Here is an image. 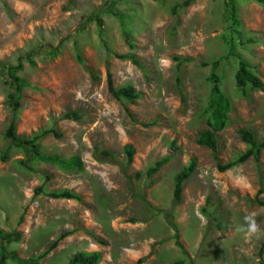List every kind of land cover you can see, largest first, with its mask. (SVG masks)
Returning <instances> with one entry per match:
<instances>
[{
	"label": "rangeland",
	"instance_id": "374dc122",
	"mask_svg": "<svg viewBox=\"0 0 264 264\" xmlns=\"http://www.w3.org/2000/svg\"><path fill=\"white\" fill-rule=\"evenodd\" d=\"M183 1L0 0V230L20 234L0 241V264H31L67 231L40 264H67L81 252L106 256L100 264H261L264 238L249 240L237 229L251 213L264 229V209L251 202L260 178L264 188V151L259 164L250 158L220 173L195 138L206 129L208 75L217 61L220 89L231 103L227 126L216 133L219 162L246 150L238 129L262 139L264 91L247 88L243 95L234 75L241 59L264 84V6L257 0H192L182 8ZM125 55L140 66L118 58ZM175 58L188 60L177 68ZM19 64L17 76L30 87L14 110L6 75ZM106 70L115 88L132 87L141 98L133 104L112 98ZM73 111L80 122L62 118ZM11 121L22 138L50 129L61 133L39 141L40 151L79 157L82 173L62 172L11 144L4 137ZM127 144L135 149L131 165L122 151ZM105 151L113 157L103 158ZM166 155L171 161L147 177ZM193 158L195 172L175 205L173 178ZM63 190L81 201L47 196Z\"/></svg>",
	"mask_w": 264,
	"mask_h": 264
},
{
	"label": "trees",
	"instance_id": "16d2710c",
	"mask_svg": "<svg viewBox=\"0 0 264 264\" xmlns=\"http://www.w3.org/2000/svg\"><path fill=\"white\" fill-rule=\"evenodd\" d=\"M192 0H184L181 3V7H187L190 5ZM257 3L264 6V0H257ZM177 8L172 10L173 13L176 12ZM234 11V8L231 7V12ZM231 17L235 20V15L232 14ZM99 24V23H98ZM232 49V45H231ZM78 61L83 63V60L80 55L77 56ZM118 58L128 60L135 64L136 66H140L139 62L136 60L134 55H125L118 56ZM179 61L177 64V68H180L188 59L179 60V58H175ZM29 61V60H28ZM206 66V64H203ZM218 66V62H214L211 65V72L208 75V81L212 84L211 87V98L205 108L206 114V129L200 131L195 138V143L198 146L204 147L208 149L211 153L212 158L216 163V169L218 172L222 173L232 168L244 164L248 159L253 158L254 161L259 164V156L261 152L264 151V128H263V137L261 140H258L255 134L247 128H240L237 130L238 136L241 142L245 145L246 150L240 154L235 160L231 162H227L222 164L218 160L219 154V146L216 133L222 131L227 126L228 122V114L231 111V103L225 97L220 89V78L215 73V70ZM21 70L20 64L16 67H8L7 68V78L10 82V85L13 88V92L9 95V102L11 107L14 110H17L21 106L22 99V90L24 88H29L30 85L23 81L17 73ZM88 74L92 81H98V75L91 69L86 68ZM235 85L236 87L245 95V91L247 88L252 90L264 91L263 82L256 76L253 68L247 64L245 61L239 59L237 63V70L234 75ZM106 87L109 95L114 98L116 101L122 102L123 100L133 104L136 100L141 98L140 94L136 93L132 87H121L115 88L113 84V79L109 70H106ZM124 112L133 120L132 114L129 110L123 106ZM63 119L71 120L74 122L81 121V115L78 112H68L64 116ZM48 135H53L56 138H61L62 134L57 132L55 129H50L47 131H43L40 134H35L30 138H22L16 136L15 134V123L11 121L9 127L5 131V139L13 145L24 146L25 148H29L33 153L34 157L37 160L42 161L45 164H51L54 167H57L62 172L72 173L79 175L83 171V165L79 157L73 156L67 160L61 158L57 155H49L40 151L39 149V141H41L44 137ZM123 154L125 156V161L127 165H131L133 162V156L135 154V149L132 145L127 144L122 148ZM103 158H112V154L110 152H102ZM172 157L170 155H166L160 160H157L151 167L146 170V176L151 177L155 173L159 171L160 168L165 166L171 161ZM197 166L196 159H191L189 164L182 168L173 178V189H172V199L175 205H179L181 203L182 191L184 187V183L191 177V175L195 172ZM140 176V174H136ZM153 181L150 182V185H153ZM42 193V187L36 190V193ZM264 194L263 188V180L259 179L258 190L256 192L255 197L251 200L252 203L258 205L259 207L264 209V200L259 199L260 195ZM48 197L54 200H70L79 203L81 198L79 195L68 191L63 190L61 192H53L47 195ZM173 230L176 232V227L172 226ZM177 233V232H176ZM70 234L69 231L57 236L41 253H39L35 258L31 259V264H40L39 262L45 259L53 250H55L59 244V242L64 239L66 236ZM20 234L17 232L5 233L3 230H0V241H10L12 239H18ZM99 244L106 246L107 243L102 240H98L92 237ZM177 238V237H176ZM176 246L182 248V246L176 242ZM264 250V241L261 242L258 257L260 258V263L262 264L263 260H261L262 254ZM102 259V256L99 252L92 253H76L74 254L68 261L67 264H99ZM174 264H182L181 261L175 262Z\"/></svg>",
	"mask_w": 264,
	"mask_h": 264
},
{
	"label": "clouds",
	"instance_id": "9594fccd",
	"mask_svg": "<svg viewBox=\"0 0 264 264\" xmlns=\"http://www.w3.org/2000/svg\"><path fill=\"white\" fill-rule=\"evenodd\" d=\"M105 80H106V77H105ZM61 200H63V199H61ZM68 201H70V200H68ZM255 217H256L255 213H251L249 215H246L244 217L245 225H242L237 229V231L243 232L245 234L246 238L249 240H251L253 238L256 240H260V239L264 238V229H262L260 227V225L257 222ZM102 259H103V256H102ZM102 259H101V261H102ZM101 261H100V263H101Z\"/></svg>",
	"mask_w": 264,
	"mask_h": 264
},
{
	"label": "crops",
	"instance_id": "0c3cea01",
	"mask_svg": "<svg viewBox=\"0 0 264 264\" xmlns=\"http://www.w3.org/2000/svg\"><path fill=\"white\" fill-rule=\"evenodd\" d=\"M128 252H130V253H136V251H134L133 249H128ZM148 252H150L149 249L146 251V253H145L144 255H147ZM142 255H143V254H142ZM142 255H141V256H142ZM103 259H106V256H103ZM103 259H102V260H103Z\"/></svg>",
	"mask_w": 264,
	"mask_h": 264
}]
</instances>
